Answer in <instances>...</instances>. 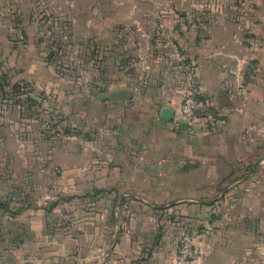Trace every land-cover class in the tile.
<instances>
[{"label":"crops","instance_id":"obj_1","mask_svg":"<svg viewBox=\"0 0 264 264\" xmlns=\"http://www.w3.org/2000/svg\"><path fill=\"white\" fill-rule=\"evenodd\" d=\"M235 2L237 8L248 3ZM9 3L27 6L26 0H0V62H9L13 75L23 73L15 78L28 80L40 90L51 88L50 69L34 60L37 54L33 52L34 37L28 11H21L23 23L19 20L9 23L5 10ZM256 4V9L264 8V2L256 1ZM197 6L155 0L143 1L135 8L178 11ZM125 7L129 9L128 5ZM258 16L245 23V34L253 39V45H246L245 49L241 46L237 26L226 20L202 23V36L193 35L189 30L187 17L185 20L140 18L122 23L141 27L140 39L156 32V27H170L175 46L197 64L201 102L215 110L220 119L212 132L191 133L182 125L175 127L174 119L160 118L163 107L172 109L174 118L177 117L182 83L178 71L163 66L160 55L148 45L137 49L138 58L128 60L129 66L115 68L113 61L111 71L102 75L106 92L99 97L105 99L101 107L104 112L90 120L94 138L98 140L96 135L100 132L107 135L111 143L96 145L94 139V145L89 148V165L63 168L59 181L68 194L73 192L77 197L85 191L83 195L90 194L96 202L105 204L107 209L96 216L104 224L90 230L91 234L119 230V221L112 227L108 224L109 213L112 215L109 209L114 201L196 203L221 198L223 206L228 194H234L232 204L217 214L218 244L205 248L207 259L198 264L239 263L246 249L256 248L260 241L264 244V156L253 161L250 178L247 174L242 178L232 177L248 169L251 161L264 151V17ZM175 27L183 34L177 33ZM122 54L121 58L130 56ZM242 60L250 62L249 78H243L247 68ZM59 98L63 114L77 110V101L69 92L59 94ZM80 151L83 149L79 148ZM249 183L254 188H247ZM220 188L222 194L217 195L216 189L220 191ZM195 207L180 205L182 210H195ZM36 222H32L30 230L37 235L42 233L41 245H36L38 239H32L28 247H1L0 264H174L172 256H162L161 248H155L159 252L153 259L140 258L138 262L129 259L135 248L123 238L116 245L94 243L90 249L84 245V240L76 238L44 242L46 230L35 226ZM227 250L234 254H227ZM214 252L216 258L211 257Z\"/></svg>","mask_w":264,"mask_h":264},{"label":"rangeland","instance_id":"obj_2","mask_svg":"<svg viewBox=\"0 0 264 264\" xmlns=\"http://www.w3.org/2000/svg\"><path fill=\"white\" fill-rule=\"evenodd\" d=\"M143 1L155 0H26L25 8L24 3L23 7H19V3H9L5 7L9 23L18 20L23 23L21 11H28L27 18L32 22L34 37L33 52L37 54L34 60L50 69L49 77L53 80L51 88L37 89L28 80L15 78L23 73L13 75L9 62H0V204L8 207L7 211L0 208V248L6 245L28 247L32 239H38L36 245H41L42 233H31L33 221H37L35 226L45 228L44 242L76 238L84 240V245L90 249L94 243H109L111 246L123 238L135 248L134 254L128 258L136 262L142 258H155V253L159 252L155 248H161L162 256H172L174 264H178L187 248L192 256H188L184 264H198L207 259L204 249L218 244L217 214L232 204L234 194H228L232 187L226 191L229 196L224 207L222 200L219 201L221 198L196 203H155L140 199L114 201L109 209L112 215L109 213L108 224L112 227L119 221V230L116 233L105 230L102 234H91L90 230L104 224L96 216L99 211L107 209L105 204L99 200L96 202L90 194L83 195L85 191L77 197L70 192L71 196L59 184L63 168L89 165V148L96 140L95 134H91L90 120L104 112L101 107L105 99L99 97L106 92L103 91L102 75L111 71L113 61L115 68L129 66L128 60L131 62L138 58L137 49L147 45L157 52V56L160 55L159 61L163 66L178 71L182 83L181 101L185 73L180 66L188 63L194 67L200 90L196 110L199 119L196 125L185 130L206 133L217 128L220 116L201 102L197 64L175 46L170 27H156V32L152 31L140 39L141 27L122 23L140 18L185 20L187 17L189 30L193 35L202 36V23L226 20L237 26L242 38L241 46L245 49L246 45H253V39L245 34L246 21L258 16L259 12V16L264 17V8L256 9V1L264 0H245L248 3L238 8L235 0H163L198 5L191 10L135 8ZM127 5L129 9L125 7ZM176 32L183 34L181 29ZM123 52L130 56L121 58ZM244 63L242 60L247 74L243 78H249L250 62ZM126 69L130 71V68ZM16 83L24 87L14 91L12 85ZM63 92H69L77 101L75 112L63 114L59 108L58 98ZM97 134L96 145L111 143L107 135ZM79 148L83 151L78 152ZM263 156L264 151L251 161L248 169L232 177L242 178L247 174L250 178L253 161ZM248 160L250 162L249 157ZM246 185L254 188L250 183ZM221 190L216 189V194H222ZM182 204L196 207L195 210H182ZM18 210L21 211L17 213ZM262 243L260 241L254 249H246L243 260L235 264H264ZM225 252H230L231 256L234 254L232 250ZM211 257L216 258V252Z\"/></svg>","mask_w":264,"mask_h":264},{"label":"built area","instance_id":"obj_3","mask_svg":"<svg viewBox=\"0 0 264 264\" xmlns=\"http://www.w3.org/2000/svg\"><path fill=\"white\" fill-rule=\"evenodd\" d=\"M177 58H179L178 53ZM180 67L182 69V72L185 73L184 95L181 101L178 115L175 118L173 116V119L175 125H182V127L188 129V126L196 125L195 122L199 119L196 115V110L199 107L197 98L200 94V90L197 84V80L195 79L196 75L194 72V67L192 65H188V63H183V65ZM188 256H192V252L191 250L186 248L185 250H183L182 256L177 263L184 264Z\"/></svg>","mask_w":264,"mask_h":264},{"label":"water","instance_id":"obj_4","mask_svg":"<svg viewBox=\"0 0 264 264\" xmlns=\"http://www.w3.org/2000/svg\"><path fill=\"white\" fill-rule=\"evenodd\" d=\"M159 116L165 121H171L173 119L174 113L172 109L168 107H163L160 110Z\"/></svg>","mask_w":264,"mask_h":264},{"label":"trees","instance_id":"obj_5","mask_svg":"<svg viewBox=\"0 0 264 264\" xmlns=\"http://www.w3.org/2000/svg\"><path fill=\"white\" fill-rule=\"evenodd\" d=\"M23 87H24V86H22V85H20V84H17V83L12 85V89H13L14 91H19V90H21ZM0 208H3L4 211H7V209H8V207H7L6 205H4V204H0ZM20 211H21V210H18L17 213H19Z\"/></svg>","mask_w":264,"mask_h":264}]
</instances>
